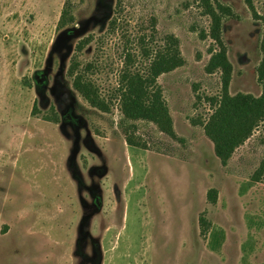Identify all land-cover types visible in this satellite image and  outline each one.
Listing matches in <instances>:
<instances>
[{"label":"rangeland","instance_id":"rangeland-1","mask_svg":"<svg viewBox=\"0 0 264 264\" xmlns=\"http://www.w3.org/2000/svg\"><path fill=\"white\" fill-rule=\"evenodd\" d=\"M219 1L235 13L221 22L228 92L257 97L263 22ZM210 24L199 0H0V264H264V120L222 164L203 129L221 92ZM166 35L184 60L156 80L176 138L123 117L116 97Z\"/></svg>","mask_w":264,"mask_h":264},{"label":"trees","instance_id":"trees-1","mask_svg":"<svg viewBox=\"0 0 264 264\" xmlns=\"http://www.w3.org/2000/svg\"><path fill=\"white\" fill-rule=\"evenodd\" d=\"M251 12V16L261 20L264 26V0L261 2V10L255 5L256 0H243ZM203 13L211 20L209 36L217 45V50L211 51L210 57L205 65V71L212 73L220 72L221 92L218 96L211 98L213 111L208 120L203 123L205 135L212 141L215 154L222 164H225L236 147L250 137L258 123L264 120V29L262 36L263 55L257 67L258 78L261 82L262 91L257 97L248 93H236L230 95L228 86L232 66L226 56V47L221 38V22L225 17H235V13L228 5L219 0H199ZM69 10L64 6L61 10L57 27L64 26L71 21ZM112 22V21H111ZM264 28V27H263ZM88 38L80 41L76 47L79 50ZM163 46L153 49V52H145L150 57L145 72L123 70L118 78L116 97L119 101L120 111L123 117L131 120H147L154 123L158 129L176 138L172 127L171 116L162 98L161 90L156 80L165 72L171 71L184 62L178 41L173 35H166ZM152 54V55H150ZM77 63L72 62L68 73L72 75L77 69ZM73 87L93 106L106 110L108 107L100 99L98 92L90 80L84 78L81 73H76L72 81ZM34 107V106H33ZM125 141L129 145H136L133 137L125 133ZM264 174V160L255 171L253 178ZM207 199L211 202L216 200V190L207 192ZM201 233L207 232V222L201 215L199 217Z\"/></svg>","mask_w":264,"mask_h":264}]
</instances>
